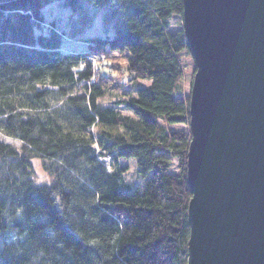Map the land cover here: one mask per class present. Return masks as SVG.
Masks as SVG:
<instances>
[{
	"label": "trees",
	"instance_id": "16d2710c",
	"mask_svg": "<svg viewBox=\"0 0 264 264\" xmlns=\"http://www.w3.org/2000/svg\"><path fill=\"white\" fill-rule=\"evenodd\" d=\"M54 1L69 32H43ZM182 18L183 0H0V264H187Z\"/></svg>",
	"mask_w": 264,
	"mask_h": 264
},
{
	"label": "water",
	"instance_id": "95a60500",
	"mask_svg": "<svg viewBox=\"0 0 264 264\" xmlns=\"http://www.w3.org/2000/svg\"><path fill=\"white\" fill-rule=\"evenodd\" d=\"M188 264H264V0H183Z\"/></svg>",
	"mask_w": 264,
	"mask_h": 264
},
{
	"label": "rangeland",
	"instance_id": "374dc122",
	"mask_svg": "<svg viewBox=\"0 0 264 264\" xmlns=\"http://www.w3.org/2000/svg\"><path fill=\"white\" fill-rule=\"evenodd\" d=\"M60 1H54L48 5H46L43 8L44 11V17H45V22H44V27H43V32H48L50 28V24L52 22H56V27L58 30H65L66 32H69V28L72 29V26L74 25L71 21L72 17L74 20L76 18L75 14L70 9L63 8L62 6L59 5ZM75 16V17H74ZM94 20L91 23L86 24L83 27V32L80 34V39L79 37H71L70 35L66 34L64 36V43H63V48L65 50H79L83 47L86 46V43L83 42L82 36L94 34V33H101L103 27H104V20L102 15H97L96 17L93 18ZM182 24H183V18H182ZM40 30H38L39 32ZM182 58H183V64H184V69H185V80H184V85L187 88L188 93L190 94L191 92V87L194 81L195 77V60L192 56L191 53L189 52H183L182 53ZM151 83L150 80H141L140 84L144 86H148ZM114 91H118L117 89H114ZM125 113H129L124 110ZM174 128L178 130H186L188 126L186 124H177L173 125ZM190 127V125H189ZM191 130V129H190ZM109 159V158H108ZM126 162L130 164V169L127 173L128 181H130L132 184H140L142 185L145 181V179L141 176L139 172V167L137 165L136 159L135 158H129V159H124ZM37 171L40 176H44V171L42 169L41 163L39 160L35 161ZM174 170H178L177 167L174 166Z\"/></svg>",
	"mask_w": 264,
	"mask_h": 264
},
{
	"label": "bare ground",
	"instance_id": "6f19581e",
	"mask_svg": "<svg viewBox=\"0 0 264 264\" xmlns=\"http://www.w3.org/2000/svg\"><path fill=\"white\" fill-rule=\"evenodd\" d=\"M183 9H184V2H183ZM45 22V21H44ZM182 26H183V24H182ZM183 30H184V32H185V29H184V26H183ZM185 35H186V33H185ZM187 38V37H186ZM191 52V51H190ZM189 205H190V203H189ZM188 260H189V249H188ZM187 264H188V262H187Z\"/></svg>",
	"mask_w": 264,
	"mask_h": 264
}]
</instances>
